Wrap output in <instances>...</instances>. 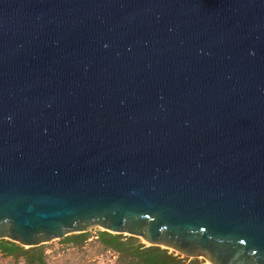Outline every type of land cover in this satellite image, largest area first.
Wrapping results in <instances>:
<instances>
[{
    "label": "water",
    "instance_id": "95a60500",
    "mask_svg": "<svg viewBox=\"0 0 264 264\" xmlns=\"http://www.w3.org/2000/svg\"><path fill=\"white\" fill-rule=\"evenodd\" d=\"M93 228L264 264V0H0V239Z\"/></svg>",
    "mask_w": 264,
    "mask_h": 264
},
{
    "label": "trees",
    "instance_id": "16d2710c",
    "mask_svg": "<svg viewBox=\"0 0 264 264\" xmlns=\"http://www.w3.org/2000/svg\"><path fill=\"white\" fill-rule=\"evenodd\" d=\"M69 240L76 245L87 241V233L72 234ZM98 240L104 249L118 255V264H207L205 260L190 259L160 246H148L138 237L100 231ZM0 251L6 255L24 256L27 264H47L43 246L25 248L8 239H0Z\"/></svg>",
    "mask_w": 264,
    "mask_h": 264
},
{
    "label": "rangeland",
    "instance_id": "374dc122",
    "mask_svg": "<svg viewBox=\"0 0 264 264\" xmlns=\"http://www.w3.org/2000/svg\"><path fill=\"white\" fill-rule=\"evenodd\" d=\"M101 228H93L87 233V241L76 245L66 236L43 244L47 264H118V255L106 250L98 240ZM125 235V234H123ZM70 236V235H69ZM141 242L143 240L139 238ZM26 248V247H25ZM0 264H27L24 256L6 255L0 251Z\"/></svg>",
    "mask_w": 264,
    "mask_h": 264
}]
</instances>
